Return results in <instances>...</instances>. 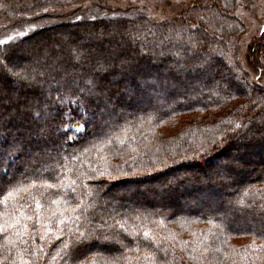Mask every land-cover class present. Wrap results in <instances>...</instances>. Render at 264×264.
<instances>
[{"label": "trees", "instance_id": "trees-1", "mask_svg": "<svg viewBox=\"0 0 264 264\" xmlns=\"http://www.w3.org/2000/svg\"><path fill=\"white\" fill-rule=\"evenodd\" d=\"M236 3L153 21L0 0V110L22 97L0 111V264H264V87Z\"/></svg>", "mask_w": 264, "mask_h": 264}, {"label": "rangeland", "instance_id": "rangeland-1", "mask_svg": "<svg viewBox=\"0 0 264 264\" xmlns=\"http://www.w3.org/2000/svg\"><path fill=\"white\" fill-rule=\"evenodd\" d=\"M104 2L108 9L117 12L118 16H127L130 13L133 16L147 17L153 21H165L170 19H179L183 16L186 10H194V5L199 0H101ZM235 10L232 8L231 14L242 23L243 30H241V39L238 50V59L241 67L247 71L250 78L259 86L264 87V38L260 39V35L264 32V0H237ZM76 7V6H75ZM197 9V8H196ZM127 14V15H126ZM131 16V15H130ZM132 16V17H133ZM129 17V16H128ZM193 21V19L191 20ZM193 24V23H192ZM31 47V44H28ZM248 47H255V53L253 61L261 68L260 71H256L250 66L249 59H247ZM110 49V48H109ZM42 63V62H40ZM21 94L22 89L17 90L15 86L12 88ZM7 92V91H5ZM7 92L5 102L6 109L2 115L12 113L13 108H17L20 105L22 97L18 94ZM8 114V115H9ZM32 138L38 140L39 138L32 135ZM36 154H32L35 156ZM31 156V155H30ZM256 166V165H255ZM254 166V167H255ZM230 177L226 175L221 176L220 180L228 181ZM249 225V224H248Z\"/></svg>", "mask_w": 264, "mask_h": 264}, {"label": "snow or ice", "instance_id": "snow-or-ice-1", "mask_svg": "<svg viewBox=\"0 0 264 264\" xmlns=\"http://www.w3.org/2000/svg\"><path fill=\"white\" fill-rule=\"evenodd\" d=\"M13 37L9 36L8 40H12ZM6 43V41L4 40H0V44ZM14 76L18 77V78H22V79H26V77H22L20 73H13ZM9 195H11V193H9ZM0 231H3V228L0 227Z\"/></svg>", "mask_w": 264, "mask_h": 264}]
</instances>
